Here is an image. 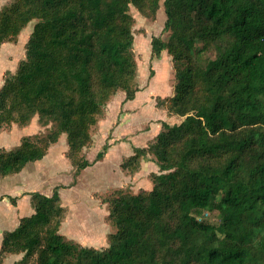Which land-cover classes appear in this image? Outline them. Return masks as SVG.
<instances>
[{
    "label": "trees",
    "instance_id": "1",
    "mask_svg": "<svg viewBox=\"0 0 264 264\" xmlns=\"http://www.w3.org/2000/svg\"><path fill=\"white\" fill-rule=\"evenodd\" d=\"M155 16L160 0H10L0 7V47L16 43L36 21L26 55L0 87V127L38 116L47 133L0 150V176L43 159L66 135L77 171L106 104L119 92L133 100L137 62L130 6ZM173 93L156 105L162 121L146 146L121 163L136 172L151 156L159 172L139 192L116 188L101 197L115 231L108 245L85 246L62 232L67 209L58 188L31 194L34 212L4 232L0 264H264V0H164ZM108 145L99 152L101 160ZM218 217L210 222L208 215Z\"/></svg>",
    "mask_w": 264,
    "mask_h": 264
},
{
    "label": "rangeland",
    "instance_id": "2",
    "mask_svg": "<svg viewBox=\"0 0 264 264\" xmlns=\"http://www.w3.org/2000/svg\"><path fill=\"white\" fill-rule=\"evenodd\" d=\"M9 2L10 0H0V7ZM163 2L164 0H160V7L154 17L144 15L137 7L130 6V13L134 17L133 50L137 62L136 84L140 91L137 92L136 99L128 101L125 100L124 91L117 92L104 107L98 122L92 126L93 142L82 151V154L87 159L95 161V166L90 171L93 174H90L89 177L85 176V184H79L77 188L72 189L82 171H77L76 167L68 165L66 159L68 145L63 140L51 146L54 148L51 156H58L57 159L49 157L47 163H43L40 167L42 171L44 170L47 173L44 192L51 193L52 187L54 188L59 183L67 188L62 192L65 197L63 204L68 212V214L66 213V219L68 216H71V219L66 220L65 224L62 225L61 232L67 238L85 246L102 248L108 245L105 238L108 233L115 231V227L107 220L108 205L101 201V197L103 198V195L116 188L128 189L135 193L149 190L153 185L151 173L159 172V165L151 156L143 161L142 167L140 166L137 170L138 172L125 171V173H122V171H119L118 164L127 155L121 145L127 144V141L131 140L133 145L137 143L146 146L153 140L152 137L156 132L161 129L162 121L175 124L180 120L176 116H167L165 109L156 105L158 98L173 93L171 58L167 53L159 58H153L151 51V40L154 36L167 37V34L163 32L166 21ZM35 22L31 21L23 29L18 42L7 43L0 47V87L4 84L6 75L15 73L20 61L25 58V44L33 31ZM11 126L4 125L0 127V131L9 130ZM52 126L51 122L48 125H43L38 116H35L25 132L28 135L44 134L49 132ZM155 126H157L156 129ZM21 128H17L15 131L16 137L21 134L19 133ZM136 136L139 137L137 142L134 141ZM5 139L0 138L1 142L4 141L3 145L13 141V138H9L10 141L9 139L6 140L8 142ZM113 142L118 143L111 148L110 154L107 156L109 162L96 161L98 153L104 150L105 145L111 147L114 144ZM65 146H67V149ZM107 149L106 152L108 153L109 150L107 151ZM60 152L61 155H59ZM63 154H65V157H63ZM120 170H122L121 167ZM102 172L105 173L106 179L100 176ZM94 176H97V179L93 180ZM88 189L89 195L93 193L92 199H89L91 196L87 197ZM206 218L214 223L219 221L218 217L212 214L206 216Z\"/></svg>",
    "mask_w": 264,
    "mask_h": 264
},
{
    "label": "crops",
    "instance_id": "3",
    "mask_svg": "<svg viewBox=\"0 0 264 264\" xmlns=\"http://www.w3.org/2000/svg\"><path fill=\"white\" fill-rule=\"evenodd\" d=\"M4 44H7V43H4ZM134 99H136V97ZM166 115H167V113H166ZM170 117H173V116H170ZM28 125H25L23 128H21L22 126L14 124V125L11 126V128L9 130L0 131V138H2V137L6 138L5 141L8 140L9 138H13L12 142L9 139V141H10L9 144H5L7 146L3 145L4 141L3 142L0 141V150L1 149L10 150V149L16 147L18 144H20L21 139L24 136L28 135L25 132V130L27 129ZM156 127L157 126H155V129H156ZM17 128H21L19 130V133H21V134H18V137H16L17 134H15V131L17 130ZM158 132H159V130L156 132V134ZM138 138H139L138 136L134 137V141L137 142ZM61 140H63V142L67 145V141H66V136L65 135H63L61 137L59 142ZM6 142H8V141H6ZM117 143L118 142H116L113 145H111V147L110 146L108 147L107 151L108 150L109 151H108V153L107 152L105 153V155L101 159V161L109 162L107 160V156H108V154H110L109 152H110L111 148L114 145H116ZM122 143H126V142H122ZM135 144L136 145H133V141H131V140L129 141L128 140L127 144H122L121 145V147L123 148V151L125 152V154H127L126 157L132 155L134 153V150H135L136 147H142V145H139L137 143H135ZM65 147L67 149V146H65ZM65 147H64V150H65ZM53 150H54V148L51 147L50 150H49V153L43 159L35 161V162L28 163L18 173H15V174H12V175H8V176H4V177L0 176V246H1V243H2L4 232L8 231V230L15 229L19 225L20 219L22 217L29 216V215H31L34 212V209H33V206H32V201H31V194L33 192H40V193H43L45 195L50 196V195H52L54 193L55 189L58 188V192H59V194L61 196L62 203L65 200V197L63 196L62 192L64 190H67V188L63 187L62 183L56 184L55 185L56 187L54 186V188L52 187L51 193L43 191L44 188H45V186H44L45 181L47 180V173L44 170L42 171L40 169V167H42L43 163L44 164L47 163L49 157H51L53 159H55V158L57 159L58 156H56V157L51 156ZM121 154H123V153H121ZM59 155H61V152L59 153ZM64 155L65 154H63V157H65ZM66 159L68 161V165H71V167H72V164L69 161V159L68 158H66ZM90 161L93 162V160H90ZM122 162H123V160H122ZM121 163L119 162L118 169H119V171H122V173L123 172L125 173V171L122 168H121L122 170H120ZM142 164H143V162H142ZM142 164H141V167H142ZM93 166H95L94 163L92 165H89L88 167H86L85 169L82 170L81 174H79L80 176H78L77 181L73 185L72 189L75 188V187L77 188L79 186V184H83V183L85 184L86 183V181H84L85 180V176L89 177L90 174H93V172H90L91 169L93 168ZM136 172H138V171H136ZM112 173H113V171H112ZM100 176H102L103 179H106V176H105L104 172H102ZM95 178L97 179V176H94L93 180ZM59 189H60V191H59ZM89 189H90V187H89ZM89 189H88L87 197L91 196L89 199H92L93 198V196H92L93 193H91V195H89V193H90ZM67 214H68V212H67ZM86 216H87V214H86ZM69 219H71V216H68L67 219L65 217V219L63 220V224L62 225H64L66 220H69ZM105 238L107 240V237H105ZM20 258H21V255L10 254V255L6 256L3 259V262L1 264H15V262L18 261Z\"/></svg>",
    "mask_w": 264,
    "mask_h": 264
}]
</instances>
